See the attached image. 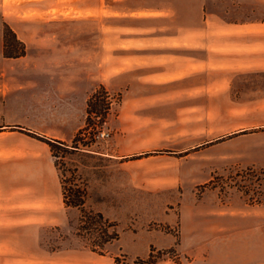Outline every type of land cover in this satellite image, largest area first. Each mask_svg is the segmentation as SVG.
Instances as JSON below:
<instances>
[{
    "label": "rangeland",
    "instance_id": "rangeland-1",
    "mask_svg": "<svg viewBox=\"0 0 264 264\" xmlns=\"http://www.w3.org/2000/svg\"><path fill=\"white\" fill-rule=\"evenodd\" d=\"M44 158L83 203L0 264H264V0H0V168Z\"/></svg>",
    "mask_w": 264,
    "mask_h": 264
},
{
    "label": "crops",
    "instance_id": "crops-1",
    "mask_svg": "<svg viewBox=\"0 0 264 264\" xmlns=\"http://www.w3.org/2000/svg\"><path fill=\"white\" fill-rule=\"evenodd\" d=\"M31 159L35 160V158ZM8 174L5 168H0V200L6 203V200L10 199L12 207L0 210V215H4V218L9 215L12 219L10 222L20 224V228L29 227L34 231L36 229L37 234L39 226L44 222V216L52 212L49 208L60 200L63 203L52 163L46 158L42 161L37 160L28 167L27 171L24 169L20 177L16 172L15 176L17 174L18 180H13L12 183L6 181ZM5 226L2 225V228ZM33 242L36 243V240L34 239Z\"/></svg>",
    "mask_w": 264,
    "mask_h": 264
},
{
    "label": "trees",
    "instance_id": "trees-1",
    "mask_svg": "<svg viewBox=\"0 0 264 264\" xmlns=\"http://www.w3.org/2000/svg\"><path fill=\"white\" fill-rule=\"evenodd\" d=\"M7 29L9 30L12 37L16 40L15 33L8 26H7ZM19 44L22 45V48H23V43L19 41ZM17 55H20V54H17ZM40 139L49 145L51 152H52V156L55 159V162H56V158L62 157L60 155V152L64 153L68 149L67 145H65L62 142L50 140V139L47 140L44 138H40ZM82 198L83 197L81 196V194L77 190L69 189L67 192H65V190H63V192H62V200H63V203L66 207L79 208L81 206V204L83 203Z\"/></svg>",
    "mask_w": 264,
    "mask_h": 264
}]
</instances>
